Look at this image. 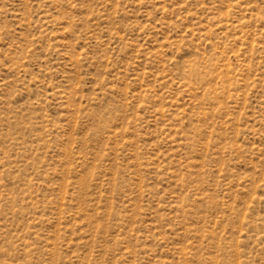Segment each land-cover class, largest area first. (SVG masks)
<instances>
[{"label":"rangeland","instance_id":"obj_1","mask_svg":"<svg viewBox=\"0 0 264 264\" xmlns=\"http://www.w3.org/2000/svg\"><path fill=\"white\" fill-rule=\"evenodd\" d=\"M0 264H264V0H0Z\"/></svg>","mask_w":264,"mask_h":264}]
</instances>
